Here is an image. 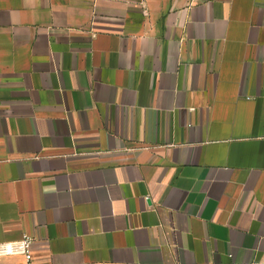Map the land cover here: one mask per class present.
Wrapping results in <instances>:
<instances>
[{
    "label": "crops",
    "instance_id": "0c3cea01",
    "mask_svg": "<svg viewBox=\"0 0 264 264\" xmlns=\"http://www.w3.org/2000/svg\"><path fill=\"white\" fill-rule=\"evenodd\" d=\"M24 235L31 264H264V0H0Z\"/></svg>",
    "mask_w": 264,
    "mask_h": 264
},
{
    "label": "built area",
    "instance_id": "2783aa9c",
    "mask_svg": "<svg viewBox=\"0 0 264 264\" xmlns=\"http://www.w3.org/2000/svg\"><path fill=\"white\" fill-rule=\"evenodd\" d=\"M33 239L24 235L16 242L0 243V258L10 256H21L23 261L20 264H31L32 262Z\"/></svg>",
    "mask_w": 264,
    "mask_h": 264
},
{
    "label": "water",
    "instance_id": "95a60500",
    "mask_svg": "<svg viewBox=\"0 0 264 264\" xmlns=\"http://www.w3.org/2000/svg\"><path fill=\"white\" fill-rule=\"evenodd\" d=\"M150 203V202H149Z\"/></svg>",
    "mask_w": 264,
    "mask_h": 264
}]
</instances>
